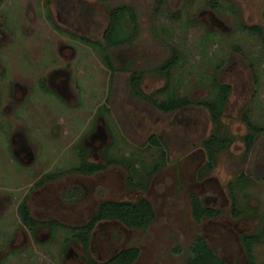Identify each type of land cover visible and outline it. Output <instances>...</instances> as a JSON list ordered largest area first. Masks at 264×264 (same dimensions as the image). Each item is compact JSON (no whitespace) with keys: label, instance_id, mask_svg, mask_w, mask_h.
Listing matches in <instances>:
<instances>
[{"label":"rangeland","instance_id":"rangeland-1","mask_svg":"<svg viewBox=\"0 0 264 264\" xmlns=\"http://www.w3.org/2000/svg\"><path fill=\"white\" fill-rule=\"evenodd\" d=\"M212 3L167 0L164 14L154 16L153 0H0V223L5 229L0 236L21 229L28 235L0 264H70L69 247L79 248L81 257L89 252L67 238L71 227L85 223L104 200L141 196L154 206L155 220L146 230L114 220L97 227L92 248L94 254L100 248V259L133 245L140 253L132 264H185L201 233L226 264H249L240 236L260 230L252 254L254 264H264V132L248 152L243 142L244 114L264 124V39L242 25H260L264 32V0ZM121 4L136 9L139 28L132 43L106 49L116 67L111 72L99 53L74 35L101 40L109 9ZM174 11L177 17L170 15ZM166 40L180 55L168 78L150 70L169 56ZM142 69L147 93L167 84L174 95L199 98L210 95L212 79L230 84L220 123L212 124L207 109L197 104L165 113L136 97L129 74ZM211 132L231 142L217 154L213 170L199 177L202 141ZM16 133L27 151L10 144ZM152 135L162 137L167 161L149 175L160 156V148L148 141ZM81 149L89 161H116L94 174L41 181L78 164ZM241 173L246 176L233 189L244 212L236 216L227 184ZM70 189L76 196L64 199ZM191 193L219 214L197 223ZM23 200L35 218L69 228H58L44 241L42 234L49 232L40 228L32 237L20 218ZM51 249V256L44 252Z\"/></svg>","mask_w":264,"mask_h":264},{"label":"trees","instance_id":"trees-1","mask_svg":"<svg viewBox=\"0 0 264 264\" xmlns=\"http://www.w3.org/2000/svg\"><path fill=\"white\" fill-rule=\"evenodd\" d=\"M106 1V0H101ZM166 0H153L152 13L154 16H161L164 14ZM216 0H211V4ZM179 11L170 13L172 16L178 15ZM264 18V8H263ZM244 28H247L253 32L258 33L264 39L263 28L260 25H246L242 24ZM139 23L137 20L136 9L132 5L121 4L115 7H111L108 11V23L103 30L101 40H90L85 36L75 34L74 37L78 40L86 42L92 46V48L99 53L102 57L105 67L114 72L116 67L114 62L107 52L109 46H119L123 44H130L137 37ZM166 45L169 48V56L158 65H155L150 70L154 73L161 74L167 78L170 76L172 70L179 64L180 55L178 48L172 41L166 40ZM144 70H134L129 74V84L132 94L136 97L153 104L162 112L168 113L185 107L189 104L201 105L207 109L210 120L215 126L220 123V119L223 116L224 107L227 104L232 88L230 84L225 82H219L217 79H212L211 93L207 97L190 98L187 95L177 96L169 91L168 85H164L161 88L156 89L151 93H147L141 87V80L143 78ZM162 93L161 96L158 94ZM243 119L246 124V132L243 135V142L245 151L248 152L252 147L256 135L264 132V124H257L247 114H244ZM231 142V139L219 135L216 132H211L203 141L202 149L205 153V161L198 169V176L203 177L208 172L212 171L216 163L217 154L226 148ZM149 143L156 145L160 148V156L154 161L151 166V170L148 173L158 171L166 163L167 149L166 145L161 137L152 135L149 138ZM113 157H107L105 163H96L89 161L82 149L79 153V161L74 167L62 172H56L52 175L45 176L41 181L51 180L63 174L69 172L80 173L89 175L104 170L109 164L115 163ZM246 175L240 174L236 181L228 182L229 193L232 199L231 212L232 214L239 216L244 210L239 209L237 199L235 197L233 186L239 183L241 178H245ZM248 178V177H246ZM76 195L75 189L64 191L63 197L65 199H71ZM190 206L192 216L197 223H202L204 219H213L219 211L212 206L205 204L200 196L196 193L189 195ZM18 209L20 216L26 224H38L39 222L34 219L28 210L25 200H23ZM156 213L154 206L146 197L131 200H104L99 203L94 216L90 219L89 223L79 227L77 237L85 245H88L89 232L93 228L96 221L102 219H117L120 220L125 226L129 228L146 230L155 220ZM48 224H51L49 222ZM260 230L257 232H244L240 236L241 244L244 248V252L249 264H254L252 248L260 238ZM140 249L136 246L129 245L121 248L113 258L103 263H98L96 260L91 259L90 264H132L138 257ZM185 264H226V261L219 256L213 247L210 245L207 238L198 233L189 247V255L185 261Z\"/></svg>","mask_w":264,"mask_h":264},{"label":"flooded vegetation","instance_id":"flooded-vegetation-1","mask_svg":"<svg viewBox=\"0 0 264 264\" xmlns=\"http://www.w3.org/2000/svg\"><path fill=\"white\" fill-rule=\"evenodd\" d=\"M166 2L167 0L165 1V5H166ZM153 8V6H152ZM143 70V69H142ZM142 87V86H141ZM190 97V96H188ZM192 98V97H190ZM194 104V103H193ZM188 106V105H187ZM201 106V105H200ZM15 136L18 137V139L15 138ZM157 136V135H156ZM160 137V136H158ZM162 138V137H161ZM11 141L15 143V145L17 146V150H20V151H27L26 149V144L22 141L21 137L19 136L18 133L15 134H12L11 137H10V144H11ZM149 141V139H148ZM255 142V141H254ZM254 144V143H253ZM167 149V148H166ZM251 149V148H250ZM250 151V150H249ZM62 172V171H60ZM69 173H75V172H69ZM94 174V173H93ZM64 175V174H63ZM61 175V176H63ZM60 177V176H58ZM56 177V178H58ZM54 178V179H56ZM53 180V179H51ZM46 181H49V180H46ZM76 196V195H75ZM73 196V197H75ZM64 198V197H63ZM65 199V198H64ZM72 199V198H71ZM71 199H67V200H71ZM26 202V201H25ZM27 207H28V204L26 203ZM19 206V205H18ZM98 207V206H97ZM29 210V209H28ZM97 210V208H96ZM95 210V212H96ZM94 212V214H95ZM30 213V211H29ZM94 214L85 222V223H82L81 225L79 226H74V227H71V231L69 232V235L67 236V238H69L70 240L76 242V243H79L80 246H82L83 249H87L89 252L88 254L87 253H83V257H81V250L79 248H77L78 250L76 249H73L72 247H69L67 250H66V253H65V257L67 259H70V261H72V263L70 264H90L91 262V259H94L96 260L98 263H103V262H106L107 260H110L111 258H113L115 256V254L121 249V248H124V247H127V246H124V247H121L120 249L118 250H112V252H110V254H108V256L104 259H100V256L97 255V251L100 253V248L98 247L97 248V251L95 250V253H93V248H92V244L95 242V237H96V228L97 227H102L103 224H106L109 220H114V221H119L121 222L120 220H117V219H102V220H98L94 223L93 225V228L90 230V234H89V241H88V245L85 246L80 240L79 238L77 237V234L78 232L80 231L79 230V227H81L82 225H85L86 223L88 224L90 219L94 216ZM31 215V213H30ZM32 216V215H31ZM34 219H36L39 223L38 224H26L23 222L21 216V221H22V225L25 227V229L30 233V235L32 236V233H33V236L34 234H36L37 231H40V228H47L48 229V232L49 233H44L42 234L40 240L42 239H46L47 236H49L48 234H50V237L53 238V234L55 233L56 234V230L59 228V229H66V228H69L68 226H66L65 224H63L62 222H59L58 220H55V219H38V218H35L34 216H32ZM49 222L52 223L51 224H48ZM127 227V226H126ZM4 227L2 226V224L0 223V230L3 231L5 229H3ZM129 228V227H127ZM3 229V230H2ZM129 229H135V228H129ZM24 229H21L16 231V232H12V234L10 233L8 236H5V235H1L0 236V260H2L4 258V256H9V255H12L14 253L17 252V250L15 248L17 247H20L22 245V243H24L25 241H28V235L26 234L25 230L23 231ZM141 230V229H139ZM19 232H22L23 235H22V238H19ZM32 236V237H33ZM36 238V236H35ZM65 238V237H64ZM63 238V239H64ZM44 241V240H42ZM43 243H46V242H43ZM75 243V244H76ZM129 246V245H128ZM133 246V245H132ZM7 248L9 249L8 251L9 252H4V249ZM56 248V247H55ZM31 252H32V249H30ZM41 251H43V249H40V253ZM48 251V255L51 256L52 254V251L53 249H51V253L49 254V250H45L44 252H47ZM43 252V253H44ZM92 252V253H90ZM24 253V252H23ZM34 255H35V252H32ZM37 253V252H36ZM42 254V253H41ZM28 255V254H27ZM29 255H32L31 253H29ZM97 255V256H96ZM99 257V258H97ZM5 259V258H4Z\"/></svg>","mask_w":264,"mask_h":264}]
</instances>
